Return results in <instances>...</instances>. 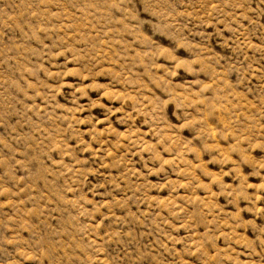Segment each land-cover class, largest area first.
I'll return each mask as SVG.
<instances>
[{
  "label": "rangeland",
  "instance_id": "374dc122",
  "mask_svg": "<svg viewBox=\"0 0 264 264\" xmlns=\"http://www.w3.org/2000/svg\"><path fill=\"white\" fill-rule=\"evenodd\" d=\"M0 264H264V0H0Z\"/></svg>",
  "mask_w": 264,
  "mask_h": 264
}]
</instances>
